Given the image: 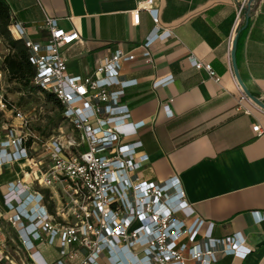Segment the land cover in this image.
Returning <instances> with one entry per match:
<instances>
[{
	"label": "built area",
	"instance_id": "obj_1",
	"mask_svg": "<svg viewBox=\"0 0 264 264\" xmlns=\"http://www.w3.org/2000/svg\"><path fill=\"white\" fill-rule=\"evenodd\" d=\"M246 2L239 0L236 19ZM141 10L151 16L150 32L129 49L115 47L89 75L69 73L62 52L80 40L77 30H65L48 17L46 36L33 40L21 24L8 26L27 48L32 83L55 96L69 127L44 143L50 164L42 170L31 154L22 112L12 109L17 124L0 120V169L24 165L0 190V264H219L218 253L238 258L250 253L239 232L217 237L213 222L194 216L175 178L150 181L139 175L149 159L138 139L145 124L131 121L128 106L120 102L137 84L122 76V66L138 56L150 63L152 45L173 34L161 23L155 0L136 1L133 25ZM2 58L0 80L6 74ZM189 62L214 76L209 64L193 56ZM171 80L155 79L152 87ZM243 100L249 99L241 92ZM169 107L161 105L167 117ZM252 130L261 134L259 124Z\"/></svg>",
	"mask_w": 264,
	"mask_h": 264
},
{
	"label": "crops",
	"instance_id": "obj_2",
	"mask_svg": "<svg viewBox=\"0 0 264 264\" xmlns=\"http://www.w3.org/2000/svg\"><path fill=\"white\" fill-rule=\"evenodd\" d=\"M4 1L12 23L21 24L30 39L46 36L48 17L79 32L80 40L62 49L71 74L89 75L115 47L131 48L153 27L144 10L139 23H131L137 0ZM238 2L155 0L161 23L173 34L152 45L150 63L138 56L122 66V76L137 84L120 102L128 106L131 121L145 124L138 139L149 159L139 168L141 178H175L193 215L214 223L215 236L240 233L250 253L245 258L218 253L219 264H264V217L259 216L264 213V110L250 100L239 102L242 91L230 58L236 28L244 24V14L236 19ZM237 35L238 73L247 89L264 100V0L256 1ZM7 52L3 47V56ZM189 56L209 64L214 76L191 66ZM169 76L166 86L152 87L153 80ZM165 102L170 117L161 108ZM255 124L260 135L252 130ZM14 165V176L6 177ZM23 166L14 162L0 169V190Z\"/></svg>",
	"mask_w": 264,
	"mask_h": 264
},
{
	"label": "rangeland",
	"instance_id": "obj_3",
	"mask_svg": "<svg viewBox=\"0 0 264 264\" xmlns=\"http://www.w3.org/2000/svg\"><path fill=\"white\" fill-rule=\"evenodd\" d=\"M3 47H6L2 38H0V56H3ZM2 63V62H1ZM0 99L4 103V108H0V120L8 121V123L17 124L18 119L15 118L13 108L18 109L24 115L26 120L25 130L28 133V144L31 145V154L35 161H41L40 168L46 169L50 160L44 150V143L51 137L57 136L61 130L66 132L68 124L59 119L58 108L47 99L46 93L35 85L24 88L14 80H8L5 76L0 80ZM5 100V102H4ZM16 165L11 174L6 177L14 176ZM47 253H51L45 248Z\"/></svg>",
	"mask_w": 264,
	"mask_h": 264
},
{
	"label": "trees",
	"instance_id": "obj_4",
	"mask_svg": "<svg viewBox=\"0 0 264 264\" xmlns=\"http://www.w3.org/2000/svg\"><path fill=\"white\" fill-rule=\"evenodd\" d=\"M257 0L251 4L249 17L253 13L254 5ZM246 5L243 7V14ZM12 23L9 7L4 0H0V38L4 41L8 52L3 56L1 68L6 71L8 80H14L24 88L31 87L32 78L35 74L34 68L28 61V52L24 43L20 39H13L9 32L8 26ZM45 92V91H44ZM46 97L59 110V119H62V106L52 93L45 92Z\"/></svg>",
	"mask_w": 264,
	"mask_h": 264
},
{
	"label": "water",
	"instance_id": "obj_5",
	"mask_svg": "<svg viewBox=\"0 0 264 264\" xmlns=\"http://www.w3.org/2000/svg\"><path fill=\"white\" fill-rule=\"evenodd\" d=\"M255 0H247L246 2V8L244 11V24L241 26V28L238 26L236 28L235 31V35L233 37L232 43H231V51H230V58H231V62H232V67H233V72L235 75V78L237 80V83L242 91V93L252 102L254 103L256 106H258L259 108H261L262 110H264V100H262L261 98H258L256 96H254L245 86V84L243 83L238 70H237V64H236V48H237V38H238V31L239 29H243L246 27L247 22L249 20V12L251 10V4L254 2Z\"/></svg>",
	"mask_w": 264,
	"mask_h": 264
}]
</instances>
